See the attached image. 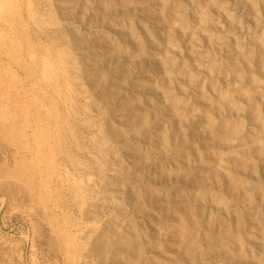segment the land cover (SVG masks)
Wrapping results in <instances>:
<instances>
[{
	"label": "rangeland",
	"instance_id": "rangeland-1",
	"mask_svg": "<svg viewBox=\"0 0 264 264\" xmlns=\"http://www.w3.org/2000/svg\"><path fill=\"white\" fill-rule=\"evenodd\" d=\"M0 264H264V0H0Z\"/></svg>",
	"mask_w": 264,
	"mask_h": 264
}]
</instances>
